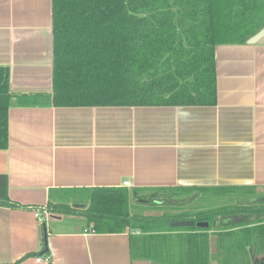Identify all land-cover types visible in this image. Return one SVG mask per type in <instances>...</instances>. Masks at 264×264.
<instances>
[{"label":"crops","instance_id":"obj_1","mask_svg":"<svg viewBox=\"0 0 264 264\" xmlns=\"http://www.w3.org/2000/svg\"><path fill=\"white\" fill-rule=\"evenodd\" d=\"M262 30L256 41L215 47L214 105L54 106L46 96L51 0H0V65L9 66V87L18 94L8 108V145L0 150L8 197L44 207L92 187L193 186L204 189L201 200L238 194L242 201L255 193L264 202ZM63 215L0 206V264H164L185 248L177 239L183 231L160 233L142 241L146 256L132 257L129 234L138 230L96 233L86 222L72 228L52 222L45 224L48 257L41 252L42 220L62 223ZM257 224L262 231L244 243L252 264L264 259V222ZM207 233L208 261L216 264L218 231Z\"/></svg>","mask_w":264,"mask_h":264},{"label":"trees","instance_id":"obj_2","mask_svg":"<svg viewBox=\"0 0 264 264\" xmlns=\"http://www.w3.org/2000/svg\"><path fill=\"white\" fill-rule=\"evenodd\" d=\"M263 27L264 0H51L52 88L46 96L54 106L214 105L215 47L243 44ZM9 78V66L0 65V150L7 148L8 108L18 96ZM203 190L92 187L74 196L65 193L44 208L11 200L6 175L0 173V206L82 216L96 233L138 230L129 234L132 257L146 256L142 241L148 237L183 231L177 239L185 248L166 257L169 264H209L208 230L218 231V238L237 235L244 243L262 231L257 223L264 222V202L257 197L238 206L158 216L132 210L136 202L180 206V200ZM78 203L83 207H73ZM199 220L208 226L169 225ZM41 252L50 257L46 235Z\"/></svg>","mask_w":264,"mask_h":264},{"label":"rangeland","instance_id":"obj_3","mask_svg":"<svg viewBox=\"0 0 264 264\" xmlns=\"http://www.w3.org/2000/svg\"><path fill=\"white\" fill-rule=\"evenodd\" d=\"M69 194L73 195V193L67 192V194L64 195V197L68 196ZM237 195H235L232 198H230L228 195H224V196L220 195L219 197H216V199H213V200L212 198L201 200V199H197L198 197L196 198L194 197L195 199L192 198V200L189 201L191 203L188 202L187 204L186 202L183 205L184 207H181V208L179 206H171V205L153 206L150 203L143 204L140 202H136L134 203V208L132 210L135 212L144 214V215L154 214V213H158L161 215L163 213L174 214V213H179L181 211H194L195 206L199 208L209 207L211 209L222 206V205H228V204H231L232 206H238V204L240 203L245 204V203L252 202L255 198L252 199L251 197H253V195H256V194L255 193L245 194L241 198L242 201H240V198ZM255 197H257V200H259L260 199L259 197L261 196L256 195ZM250 199H252V201ZM81 203H78V204H81ZM42 221H45L46 226H51L53 225L52 222H54L55 224L57 225L60 224V226L66 227V228H72L74 226H78L79 224H83V223L85 224V220L82 217H77L73 219V218H68L66 215L62 216V223H57L55 219L49 216H46L45 219L43 218ZM253 221H249V223ZM240 242H243V241H240L237 235L235 236V238L234 236H228V237L223 236L221 238H218L219 244H218V252H217L218 254L216 256L217 257L216 264H252L253 262L250 259V254L248 253L249 245L244 246L243 245L244 242L243 243H240ZM256 245L258 244L256 243ZM250 247L253 248V244ZM240 257L242 258L240 259ZM161 264H163V262ZM164 264H169V262H164Z\"/></svg>","mask_w":264,"mask_h":264},{"label":"water","instance_id":"obj_4","mask_svg":"<svg viewBox=\"0 0 264 264\" xmlns=\"http://www.w3.org/2000/svg\"><path fill=\"white\" fill-rule=\"evenodd\" d=\"M262 32L263 30L261 29L260 31H258L256 34H254L253 36H251L247 41L251 42V41H256L258 38H260L262 36ZM73 207H78L81 208L83 207L82 204H73ZM189 224H194L196 227L199 228H206L208 226V222L206 220H199V221H188V222H184V221H171L169 223L170 226L175 227V226H184V225H189ZM43 232L44 235L46 234V226L45 224H43Z\"/></svg>","mask_w":264,"mask_h":264},{"label":"built area","instance_id":"obj_5","mask_svg":"<svg viewBox=\"0 0 264 264\" xmlns=\"http://www.w3.org/2000/svg\"><path fill=\"white\" fill-rule=\"evenodd\" d=\"M123 185H124V186H128V185H129L128 181H124V182H123ZM35 215L38 216V213H35Z\"/></svg>","mask_w":264,"mask_h":264}]
</instances>
